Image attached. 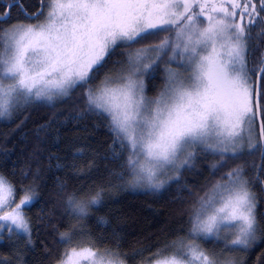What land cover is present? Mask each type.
Returning <instances> with one entry per match:
<instances>
[{
	"label": "snow or ice",
	"instance_id": "6c2138e0",
	"mask_svg": "<svg viewBox=\"0 0 264 264\" xmlns=\"http://www.w3.org/2000/svg\"><path fill=\"white\" fill-rule=\"evenodd\" d=\"M13 8L23 20L12 21ZM162 65V83L149 95L145 81ZM78 87L87 111L118 145L113 154L122 163L109 185L160 191L198 156L218 159L214 181L187 189V228L155 250L129 255L119 238L94 234L88 218L104 189L73 192L53 264H129L137 257L139 264H238L236 253L264 241L255 190L264 187V0H37L34 11L23 0H0V118ZM245 148L260 152L251 177L243 164L227 167ZM21 191L17 203L15 183L0 173V239L7 231L27 248L33 241L26 209L36 190ZM14 259L20 261L0 256V264Z\"/></svg>",
	"mask_w": 264,
	"mask_h": 264
},
{
	"label": "trees",
	"instance_id": "16d2710c",
	"mask_svg": "<svg viewBox=\"0 0 264 264\" xmlns=\"http://www.w3.org/2000/svg\"><path fill=\"white\" fill-rule=\"evenodd\" d=\"M23 3L34 11L37 0ZM11 17L12 21L24 19L16 8L11 10ZM119 52L117 49L108 67L119 58ZM157 80L156 76L147 83L149 95L156 94ZM83 92L78 87L61 101L33 103L9 120H0V173L15 183L16 200L23 195L22 186L32 185L36 190V199L26 209L31 217L33 245L26 248L24 239L17 240L16 236H4L0 241V256L20 257L13 264H53L59 233L71 222L66 200L73 192L94 194L104 189L101 202L91 208L88 227L96 235L119 238L121 251L130 255L149 245L155 250L159 241L170 238L181 227L186 229L193 199L187 189L199 190L215 179L210 171L218 157L208 154L198 156L194 167L183 170L180 179L160 194L134 191L123 181L112 180L109 185L111 174L118 172L122 163L113 154L118 145H113L103 122L87 111ZM240 159L250 177L255 174L253 165L261 164L260 152L257 157L247 153ZM240 159L229 161L227 167H234ZM255 190L260 201L258 215L264 222V187L256 184ZM100 218L106 223H100ZM261 254L264 241L247 253L240 252L238 264H264L258 260ZM140 259L129 264H139Z\"/></svg>",
	"mask_w": 264,
	"mask_h": 264
},
{
	"label": "rangeland",
	"instance_id": "374dc122",
	"mask_svg": "<svg viewBox=\"0 0 264 264\" xmlns=\"http://www.w3.org/2000/svg\"><path fill=\"white\" fill-rule=\"evenodd\" d=\"M197 11H199V9H197ZM201 19H203V18H201ZM163 33L161 34V38L163 37ZM153 41H155V43H158V40H153ZM140 46H142V45H137V47H140ZM173 67H175V65H173ZM162 68H163V65L161 66V70H159L158 72H157V74H156V76L158 77V80H157V82H156V87H158V86H160V84L162 83V77H163V72H162ZM149 82V80L148 79H146V81H145V83H146V85H147V83ZM146 91H147V87H146ZM63 99H65V98H62V99H58V100H55V101H52V102H35V103H40V104H48V105H50V104H52V103H54V102H56V101H61V100H63ZM86 108H87V106H86ZM16 113V112H15ZM14 113V114H15ZM13 114V115H14ZM12 115V116H13ZM11 116V117H12ZM10 117V118H11ZM9 117H5V118H0V120H9L10 119ZM248 152H247V149L245 148V154H247ZM258 153H259V151H256V152H253L252 153V155H254L255 157H257V155H258ZM241 159L239 160V162H238V164H241ZM244 165V164H243ZM245 166V165H244ZM246 167V166H245ZM247 168V167H246ZM183 171V170H182ZM177 181H172V182H170V183H168L163 189H161L160 191H153V190H151V189H147V188H132L134 191H137V192H154V193H158V194H160V193H163L164 191H166L171 185H173V184H175ZM22 197V196H21ZM20 197V198H21ZM20 198H18L17 200H16V202L18 203L19 202V200H20ZM14 206V205H13ZM3 213H0V215H2ZM3 236H8V233H7V231H4V233H3ZM2 239H0V241H1ZM206 244H208L209 245V248H211L213 245H212V243H206ZM206 244H204V247H205V245ZM236 255V258H237V256H239V253H236L235 254Z\"/></svg>",
	"mask_w": 264,
	"mask_h": 264
}]
</instances>
